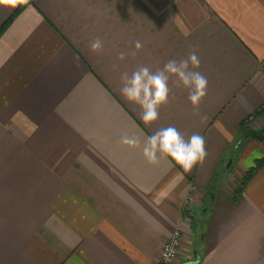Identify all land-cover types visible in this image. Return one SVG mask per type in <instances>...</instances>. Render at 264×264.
Returning <instances> with one entry per match:
<instances>
[{"label":"crops","instance_id":"obj_1","mask_svg":"<svg viewBox=\"0 0 264 264\" xmlns=\"http://www.w3.org/2000/svg\"><path fill=\"white\" fill-rule=\"evenodd\" d=\"M23 1L0 0V27ZM193 49L206 96L194 109L172 76L146 125L121 75ZM263 62L264 0L27 4L0 35V264H157L177 229L188 253L172 264H264V165L233 198L264 156L240 129L264 102ZM254 121L264 127L263 109ZM169 126L204 138L203 163L146 161L144 143Z\"/></svg>","mask_w":264,"mask_h":264},{"label":"clouds","instance_id":"obj_2","mask_svg":"<svg viewBox=\"0 0 264 264\" xmlns=\"http://www.w3.org/2000/svg\"><path fill=\"white\" fill-rule=\"evenodd\" d=\"M90 48L93 52L102 51L103 42L97 37L91 42ZM135 48H142L140 41L135 42ZM125 56L126 53L121 52L118 59L124 60ZM199 66L200 60L193 49L186 59H170L155 72L147 66L136 69L131 75L125 72L121 75L120 93L128 102L139 106L142 110L141 119L148 125L159 118V109L169 103V81L175 76L177 86L182 85L189 90L188 98L196 109L206 96L208 87L207 77L193 70ZM121 142L131 148L141 144L138 137L128 135L123 136ZM143 155L149 164L159 163L161 156L171 157L187 172L197 163H203L207 151L205 140L200 134L194 133L186 140L175 127L169 126L148 137L143 145Z\"/></svg>","mask_w":264,"mask_h":264},{"label":"trees","instance_id":"obj_3","mask_svg":"<svg viewBox=\"0 0 264 264\" xmlns=\"http://www.w3.org/2000/svg\"><path fill=\"white\" fill-rule=\"evenodd\" d=\"M33 0H24L20 6L11 14L9 19L5 21L0 27V35L6 30L10 25L13 19L22 11V9L29 3H32ZM241 131L245 132L242 137H245L249 140L255 141H264V127L260 129H249L245 126L240 127ZM264 165V156L256 160V163L248 169L243 178L239 181V185L234 189L233 198L236 199L242 192L243 186L252 178V176ZM215 185H212L208 190V195L213 198L214 192L211 189H214Z\"/></svg>","mask_w":264,"mask_h":264},{"label":"built area","instance_id":"obj_4","mask_svg":"<svg viewBox=\"0 0 264 264\" xmlns=\"http://www.w3.org/2000/svg\"><path fill=\"white\" fill-rule=\"evenodd\" d=\"M264 66V64H263ZM264 108V105L261 106ZM253 117H250L252 119ZM180 235L179 231H175L174 234L163 245V251L158 264H171L180 255Z\"/></svg>","mask_w":264,"mask_h":264},{"label":"rangeland","instance_id":"obj_5","mask_svg":"<svg viewBox=\"0 0 264 264\" xmlns=\"http://www.w3.org/2000/svg\"><path fill=\"white\" fill-rule=\"evenodd\" d=\"M263 64H264V62L261 64L262 66V70H263V68H264V66H263ZM264 105V102L262 103V105L261 106H263ZM264 110V108L263 107H261L260 108V110H258L257 112H255V113H251L250 115H248L247 117H246V119L244 120L245 121V124H246V127H248L250 130L251 129H255L254 127H253V123L255 124V121H254V117L256 116V114H258L259 113V111H261V110ZM250 117H253L252 119H250ZM262 142H264V141H262ZM258 158V157H257ZM256 163V161H254V164ZM253 166V165H252ZM251 166V167H252ZM233 168V167H232ZM250 168V167H249ZM248 168V169H249ZM248 170H244V173H246ZM242 174V175H240L241 176V178H243V176L245 175V174ZM239 179V178H238ZM218 180V183L220 182H222V179L220 178V180H219V178L217 179ZM237 181V180H236ZM224 182H226V179L224 180ZM238 183H239V181H238ZM217 184H215V187H214V189H211L212 190V192H215L216 190H217ZM193 217V216H192ZM191 223V222H190ZM199 225H200V220H198V221H196V223H195V226H194V228L195 229H197L198 227H199ZM178 231H179V235H180V244H181V246H180V255L182 254V253H184V254H186V253H188L186 250H184L183 249V247H182V231L180 230V229H177ZM176 230V231H177ZM174 234V233H173ZM165 244V242L162 244V246H161V249H160V254H159V258H158V263H159V261H160V257H161V254H162V251H163V245ZM180 255H178V259H179V257H180ZM176 258V259H177ZM157 263V264H158ZM172 264V263H171Z\"/></svg>","mask_w":264,"mask_h":264}]
</instances>
